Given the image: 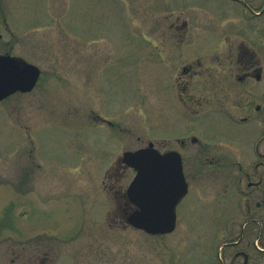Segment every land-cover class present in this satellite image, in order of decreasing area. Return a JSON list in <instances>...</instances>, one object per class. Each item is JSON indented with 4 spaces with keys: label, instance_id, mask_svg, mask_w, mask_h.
Instances as JSON below:
<instances>
[{
    "label": "rangeland",
    "instance_id": "rangeland-1",
    "mask_svg": "<svg viewBox=\"0 0 264 264\" xmlns=\"http://www.w3.org/2000/svg\"><path fill=\"white\" fill-rule=\"evenodd\" d=\"M242 12L230 0H0V53L41 68L32 91L0 101V264L232 262L235 248L221 249L240 215L238 167L229 162L253 159L263 119L238 125L215 114L193 124L230 165L210 170L195 145L170 233L124 221L118 198L135 170L117 173L116 161L189 131L177 118L173 73L185 61L206 62L213 44L221 51L212 42L226 30L259 40L263 23L252 30ZM178 16L188 20V42L167 55L163 32L175 31ZM252 253L264 264V251Z\"/></svg>",
    "mask_w": 264,
    "mask_h": 264
},
{
    "label": "flooded vegetation",
    "instance_id": "flooded-vegetation-1",
    "mask_svg": "<svg viewBox=\"0 0 264 264\" xmlns=\"http://www.w3.org/2000/svg\"><path fill=\"white\" fill-rule=\"evenodd\" d=\"M230 1L242 7L243 20L253 21L252 30L258 26L256 21L264 25V0ZM225 10L229 12L228 15L232 11ZM227 19L228 23L230 19L229 17ZM188 26V20L178 16L176 21L170 24L175 31L170 35L163 32L164 54L168 55L188 42ZM230 32L226 30L221 40L212 42L216 45L220 43L222 50L216 52L215 44H213V51L206 62L202 59L185 61L175 69L170 91L177 104V118L186 129H190L185 134L176 136L173 140L174 145L169 140H165L160 148L163 151L177 150L181 154L187 180L186 161L197 158V151H193L196 144L203 147L200 159L207 153L208 156L204 157L203 164L210 170L217 171L229 168L230 164L237 165L240 215L227 228L232 235L226 242H222V247L223 249L226 246L235 248L234 259L228 264H253L255 257L252 252L264 251V131L262 130L256 136L253 159L246 160L243 156V160L237 159L234 163L226 164L223 162L228 160V157L221 153L212 154L209 146L201 144L199 138L202 135V129L200 126L196 128L193 125L197 122L200 124L202 120L215 114L238 125L254 123L257 120L260 123L262 119L264 120V83H261L264 82V63L262 62L264 29H260L262 35L258 36L259 40L251 39L241 32L237 35H232ZM220 79L225 80L226 83H219ZM254 85L257 86V90L254 89ZM225 129L228 128H222V130ZM219 132L227 133L224 135L230 134V131ZM231 138L234 137L231 135ZM244 142L240 140L242 147L245 146ZM220 158L225 160L220 163ZM127 168L119 163L116 170L119 173L121 169ZM225 190L228 191L227 188ZM127 209L129 210L122 207L123 216ZM225 259L224 264L227 263Z\"/></svg>",
    "mask_w": 264,
    "mask_h": 264
},
{
    "label": "water",
    "instance_id": "water-1",
    "mask_svg": "<svg viewBox=\"0 0 264 264\" xmlns=\"http://www.w3.org/2000/svg\"><path fill=\"white\" fill-rule=\"evenodd\" d=\"M40 73L37 65L0 53V100L17 91H31ZM121 160L137 170L125 194L126 222L151 234L172 232L177 225L176 207L188 192L181 154L163 153L150 143L126 151Z\"/></svg>",
    "mask_w": 264,
    "mask_h": 264
}]
</instances>
